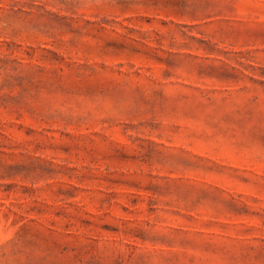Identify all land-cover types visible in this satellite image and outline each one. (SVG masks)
I'll use <instances>...</instances> for the list:
<instances>
[{"label": "rangeland", "instance_id": "1", "mask_svg": "<svg viewBox=\"0 0 264 264\" xmlns=\"http://www.w3.org/2000/svg\"><path fill=\"white\" fill-rule=\"evenodd\" d=\"M0 264H264V0H0Z\"/></svg>", "mask_w": 264, "mask_h": 264}]
</instances>
